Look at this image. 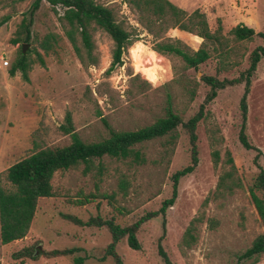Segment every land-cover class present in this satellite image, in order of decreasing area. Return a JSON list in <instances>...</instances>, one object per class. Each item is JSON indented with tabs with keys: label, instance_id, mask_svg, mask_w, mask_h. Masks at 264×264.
<instances>
[{
	"label": "rangeland",
	"instance_id": "1",
	"mask_svg": "<svg viewBox=\"0 0 264 264\" xmlns=\"http://www.w3.org/2000/svg\"><path fill=\"white\" fill-rule=\"evenodd\" d=\"M112 5L117 20L132 35V44L122 57V65L108 77L103 76L110 62L111 41L101 31L93 34L98 53V64L84 70L78 63L69 44L62 36L57 17L50 7L41 2L30 27L32 36L40 39L46 33L59 36L54 50L43 56L44 67L34 63L28 73V82H22L16 73L7 75L18 46L23 53L35 48V42L11 45L13 33L32 0H0V18L10 19L0 26V185L6 186L4 170L32 151V134L46 147L68 144L67 136L58 130L66 111L81 141L97 142L107 137V130L95 115L99 111L114 131H131L151 124L162 116L164 95L170 96L173 111L184 121L192 116L201 103L207 88L199 77L213 75L216 59L211 57L196 70L184 69L178 58L167 60L151 51V37L136 23L123 0H95ZM186 13L198 10L203 13L211 31L217 27L221 33L237 24L254 32L264 33V0H168ZM57 13L61 11L56 9ZM164 38L179 40L195 51L200 39L176 29L168 30ZM264 47V41L254 39L244 43L246 55L255 47ZM30 58L33 55L30 54ZM246 66L245 58L238 70ZM145 80L150 89L138 95H126L127 82L133 75ZM236 71L221 73L219 78H233ZM107 84L113 92L111 99L95 94L96 87ZM194 87L192 100L185 88ZM90 90V94L85 92ZM242 87L235 86L219 91L206 110L209 116L198 122L196 133L197 165L178 181L177 195L165 211V236L161 246L172 264H234L235 257L248 247L263 229L250 202L247 188L251 186L256 167L254 153L245 151L237 141L239 127L238 100ZM247 114L245 134L248 142L264 154V59L257 64L246 98ZM172 144L168 137L146 142L135 149L144 162L133 164L130 160L103 157L92 162L86 173L83 166L54 173L51 180L52 197L37 200L35 212L26 236L8 245L0 244V264H19L10 255L31 246L34 255L39 251L77 248L72 255L55 259L38 256L36 260L24 259L22 264H112L107 257L98 258L109 243V234L103 228L79 227L64 220L61 215L73 216L80 221L99 216L112 218L120 227L127 226L146 212L155 211L170 196V176L189 161V146L181 128L174 131ZM219 152L220 163L213 167L210 152ZM228 152L242 188L231 195L212 200L217 177L221 171L224 152ZM258 164L264 170V161ZM126 180L123 193L118 190L120 177ZM208 199L204 208L201 204ZM203 212L197 226V241L189 250H180V237L188 222ZM214 219V229H206V220ZM160 235V217L142 224L136 233L139 251L130 250L124 240L115 250L122 264H162L156 254V240ZM255 264H264L262 255Z\"/></svg>",
	"mask_w": 264,
	"mask_h": 264
},
{
	"label": "trees",
	"instance_id": "2",
	"mask_svg": "<svg viewBox=\"0 0 264 264\" xmlns=\"http://www.w3.org/2000/svg\"><path fill=\"white\" fill-rule=\"evenodd\" d=\"M21 1V0H18ZM128 10L135 15L136 23L151 37L150 49L157 55L171 60L178 58L184 69L196 70L199 65L205 63L211 57L216 59L214 74L199 77V81L207 88L201 103L196 112L186 120H182L173 111L169 94L164 95L163 113L151 124L131 131L112 130L105 118L99 111H95L103 127L107 130V137L91 143L80 140L72 124L71 114L66 111L62 124L57 130L68 137V144L61 147H46L37 138V130L32 134V151L7 167L3 172L6 186L0 185V244L8 245L23 239L32 221L37 200L40 198L52 197L51 180L54 173L67 171L83 166L82 172L86 173L92 167L94 160L103 157L115 160H130L133 164L140 165L144 162L143 156L136 146L156 139L168 137L169 144H172L176 136L174 131L181 128L187 138L189 146V161L186 166L171 174L170 196L163 200L155 211L146 212L131 224L120 227L114 223L112 218L101 219L99 216L89 217L86 221H80L73 216L61 215L79 227L103 228L109 234V243L106 245L103 254L98 262H103L107 257L111 258L112 264H122L120 256L115 248L124 240L126 246L132 251H139L140 246L136 239V233L145 222L160 217V235L156 240V254L162 264H172L162 249L161 242L165 236V211L172 206L176 195L178 181L189 175L197 165L196 133L198 122L209 116L206 110L207 105L213 101L219 91L226 88L241 86L242 91L238 100L239 127L237 141L245 151H252V163L257 171L252 184L247 188L250 202L256 216L261 224L263 232L255 236L247 248L236 255L234 264H255L264 255V170L258 164V159L264 161L262 154L256 147L252 146L245 134L247 104L246 98L249 93L251 79L254 76L257 64L264 59V47L257 46L247 55L243 49L244 43L252 42L254 39L264 41V33L254 32L243 24H237L231 28L226 35L221 33L217 27L211 31L207 25L205 16L198 10L190 13L174 6L168 0H123ZM41 2L46 3L57 17L62 36L69 44L79 65L87 70L98 64V53L93 41V34L96 31L103 32L111 41L110 62L103 72L106 78L116 68L122 65V57L127 48L132 44V35L128 32L123 23L117 20L116 11L112 5L99 4L95 0H32L27 11L22 15L12 39L11 45L20 43L35 42L40 54L35 48L27 52L17 47L15 56L7 70V75L13 77L18 74L22 82H28V73L31 66L36 63L44 67L42 55H47L56 47L59 36L55 33H46L40 39L31 35L30 27L33 23L34 14ZM56 9L61 12L57 13ZM10 19L6 14L0 18V26ZM171 29L190 34L200 39V44L195 51L190 50L179 40L164 38L163 35ZM30 54L33 58H30ZM245 58L246 66L238 70L242 60ZM236 71L233 78H219L221 73ZM96 87L97 96H105L111 99L113 93L107 84ZM150 89V85L139 75L129 77L127 82L126 95H138ZM188 99L192 100L195 88H185ZM90 94V90L85 88ZM213 167L219 161V152H210ZM221 171L217 177L215 189L212 193V200L224 198L231 195L235 190L242 188L241 182L236 174L235 167L229 153L223 154ZM126 180L122 177L118 180V190L123 193L126 188ZM204 199L201 207L207 204ZM203 212L194 216L184 229L178 244L179 249L189 250L197 241V226L202 223ZM217 222L214 219L206 220V229L212 230ZM78 252L77 248L52 249L39 251L37 256L31 246L23 247L13 252L10 257L22 264L24 259L36 260L38 256L45 259L65 257ZM82 258H74V264H81Z\"/></svg>",
	"mask_w": 264,
	"mask_h": 264
},
{
	"label": "water",
	"instance_id": "3",
	"mask_svg": "<svg viewBox=\"0 0 264 264\" xmlns=\"http://www.w3.org/2000/svg\"><path fill=\"white\" fill-rule=\"evenodd\" d=\"M24 47H25L24 45L21 46V51L22 52L24 51Z\"/></svg>",
	"mask_w": 264,
	"mask_h": 264
}]
</instances>
